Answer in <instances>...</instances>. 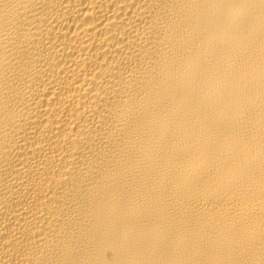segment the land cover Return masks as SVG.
I'll use <instances>...</instances> for the list:
<instances>
[{
	"label": "bare ground",
	"instance_id": "1",
	"mask_svg": "<svg viewBox=\"0 0 264 264\" xmlns=\"http://www.w3.org/2000/svg\"><path fill=\"white\" fill-rule=\"evenodd\" d=\"M0 264H264V0H0Z\"/></svg>",
	"mask_w": 264,
	"mask_h": 264
}]
</instances>
